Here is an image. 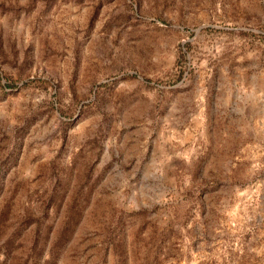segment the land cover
Here are the masks:
<instances>
[{
	"label": "rangeland",
	"instance_id": "rangeland-1",
	"mask_svg": "<svg viewBox=\"0 0 264 264\" xmlns=\"http://www.w3.org/2000/svg\"><path fill=\"white\" fill-rule=\"evenodd\" d=\"M0 264H264V0H0Z\"/></svg>",
	"mask_w": 264,
	"mask_h": 264
}]
</instances>
